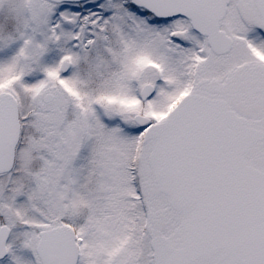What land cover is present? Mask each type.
Returning a JSON list of instances; mask_svg holds the SVG:
<instances>
[{
  "label": "snow or ice",
  "instance_id": "1",
  "mask_svg": "<svg viewBox=\"0 0 264 264\" xmlns=\"http://www.w3.org/2000/svg\"><path fill=\"white\" fill-rule=\"evenodd\" d=\"M0 264H264V0H0Z\"/></svg>",
  "mask_w": 264,
  "mask_h": 264
}]
</instances>
